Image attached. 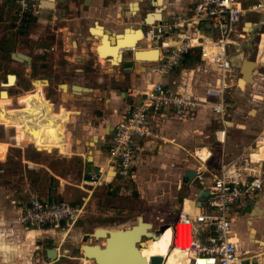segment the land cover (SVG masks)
Returning <instances> with one entry per match:
<instances>
[{"label": "crops", "instance_id": "obj_1", "mask_svg": "<svg viewBox=\"0 0 264 264\" xmlns=\"http://www.w3.org/2000/svg\"><path fill=\"white\" fill-rule=\"evenodd\" d=\"M195 1L196 0H162L164 8L161 10L160 16L162 19H164L162 15L163 11L167 15V20H169L170 17L174 18L176 16L186 15L190 12ZM237 1L241 7L238 26H241V29L243 30H247V33H242L240 39L238 38L239 40H236L242 44V49L239 51L236 59L237 63H239V70L241 61L244 59L242 57L243 52L246 47L250 45L249 41L251 37L255 35H258L260 39L256 43L257 53L256 58L253 61L264 64V32L257 33L256 31H253L258 29V27L264 26V12L256 10L258 11L257 14L254 13V11L248 10L249 5L255 0ZM68 2H70V0H68L67 3ZM77 2L80 3L79 5L81 7L79 11L81 14V26H79L75 32H71V30L68 31L69 29L64 26L62 31L65 40L66 37H71L75 40L73 41V47L70 48L65 43L63 52L61 50L57 53H55L56 51L51 52V54H54V59L52 62L50 60L48 63L55 64L62 60L64 63H66V67L71 65V62L78 64L81 63L82 58L88 56V52L90 51L92 53L93 60L95 61L99 59V61H102L103 63H100L99 61L98 63L103 65L105 70L110 71V73H108L109 78L105 77V75L102 76V72H105V70H102V72H99L95 76L90 75L86 78L83 76V79L82 76H76V79L80 78L84 81H82L83 83H75V85L84 88L85 90L80 89L76 91L67 89V97L71 95L73 100H75L73 103L69 102V105L71 106L68 108H66V105L63 103L60 104L54 102L56 106L58 105V112L51 110V104L44 103L41 100L40 105L42 106V109L39 110L42 111V113H45V118L42 120L31 121L30 117L26 116V111L30 106L25 107L24 111L22 112L18 109H15L14 111V109L10 108L4 115L5 126L12 122L11 127L8 128H14L15 132L18 134V143L25 141L33 144L37 150H44L45 152L49 153L54 149L60 154H67L68 147H70V149L73 147V149L70 151V154L72 155L71 160L81 163V179L77 180L76 182H67L61 176L52 175V177L54 176V180L57 178V182L55 180L56 186L54 187L49 185L50 189L47 190L46 194L38 196L39 198H43L48 202L72 200L69 202L76 203L81 199L85 200L87 194H85L83 188L86 184L89 173L93 171L100 172V184L97 186L98 189L103 186L106 188L109 186V188H111V186L113 187L114 182H117L115 184H119L122 179H130L131 182L136 180L132 173L131 177L122 178L114 172L115 166L113 163L108 162L106 149L114 125L124 115H126L130 104L132 102L135 103L138 101L137 94L144 87V85L149 84L150 82L157 79V74L152 70L154 64L148 63L147 60L133 62L130 51H127L128 56H124L126 51H123L121 55V61L133 62L130 68H121L119 65H110L111 63L108 61V59L104 58L107 55H112L113 59L111 62L117 63L119 59L118 51H120L122 47L127 48L133 44H136L134 50L145 47L144 41L141 40L143 36L141 30L134 31L137 28H140L142 15H140L138 10L139 3H137V5L131 4V6H129V4L133 1L77 0ZM2 4L10 3L9 1L5 0V2ZM2 4L0 5L1 8H3ZM171 5H173L172 10L169 8ZM48 6L51 7V3H48ZM129 10L132 12H129ZM37 17H39V15ZM62 18L65 21L73 19L71 13L68 10L65 12ZM65 24H67V22H65ZM91 24H95L96 26L95 29H92V33L95 36L92 35L88 30L90 27L94 28V26H91ZM124 28H128L125 30L124 39L123 41H119L117 43L118 45L115 46V40L117 38L119 40L122 38L120 36L115 37V33L121 32V30ZM201 28L205 30V32L208 30V26L206 24H202ZM87 30L89 33H87ZM139 40L141 41L139 42ZM195 55H197V49H193L190 53L185 55L182 59V62L175 69V71L161 77V80L165 83H169L170 80L176 79L178 77V71L180 69H192L193 72H197L194 77L195 82L193 87L199 92L204 85V82L214 77V68L207 64H200L197 60L187 61L189 59L188 56H192L193 58ZM207 66L211 70L210 75L208 74L209 69H207ZM120 72H126L127 76H123V74H121V76L120 74L118 75ZM251 77L252 83L248 84L243 82L238 88H231L230 94L236 100L234 92L237 94H240V92L243 90L246 92H252L250 93L252 98H255V100L259 101L258 103L262 105L263 102L261 100L264 98V81H257L258 77L255 76V70L252 71ZM37 80L40 81L39 79ZM101 80H103L104 88H102L100 86L101 84H99ZM33 83L34 80H32V84ZM57 90L61 93V88L59 86ZM60 95L62 96V93ZM89 98L90 101L88 103H83L80 101L82 99L86 100ZM48 100H50V97ZM255 110L259 115L260 112L257 111L258 109L256 108ZM10 112H14L15 115H12V113L9 114ZM7 115H9L12 120H5ZM19 115L22 117L20 118ZM227 117H229V114ZM64 124L65 128L63 130ZM217 126L218 125L214 119V115L207 108L197 109L195 115L191 118H175L170 116V114H166L165 116H156L152 121V127L156 136L143 139L138 144V154L141 152V156L149 155L156 149L159 151L162 148L167 149L168 146L173 149V145H177L174 143L176 140H180L183 145V143L185 144L187 140L189 142V138H192V136L203 134L207 130L212 133L211 135L213 141V131ZM47 131L51 132L50 139H46L45 137ZM67 133H70V138L67 136ZM158 140H162L163 143H160ZM166 142L169 144L166 145ZM232 142L233 140L226 139L223 145L227 144L229 146L232 144ZM244 145L245 146H241L242 148L239 151L240 153H238L236 156H242L245 148L250 149V147H247V144ZM8 146L9 145H4L3 152L7 150ZM14 146L16 145L14 144ZM177 146H179V144ZM212 146L213 144L208 146L209 150L212 149ZM258 146L260 147L259 149ZM205 147L206 146H203L202 149L199 148L200 151L195 149V155H199L201 159H205V157L208 155L207 150L204 149ZM210 158L211 157L209 156L207 159V166ZM220 159L223 161V158ZM220 159H218L217 163L221 162ZM0 160L3 161L1 156ZM262 160H264V136L259 138V142L256 144V148L252 152L250 162L257 163L256 166L254 165L256 169L259 167V164H262L259 163ZM226 163L228 162H225L224 164ZM195 167L196 166L188 165L184 169V172L181 173V181L184 179V175L189 173L185 180L188 182L184 183V186H187L185 187L187 196L181 198L183 199V209L181 208L180 203L178 205L179 210L177 214L181 211L189 213L196 211V208L192 205V201L195 203V195L200 187L193 179ZM179 183L180 182L177 184L178 188ZM116 187L117 185H115L114 188L117 189ZM51 188L54 190L52 191ZM130 188L131 186L128 187L129 190ZM191 195L193 197H191ZM26 199L20 203L23 204ZM247 199H252L253 201L257 202V204H253L252 207L247 208L245 207V202ZM16 204L17 202H15V205ZM263 204L264 182L263 187L257 192L256 197L243 198L242 203L240 205L236 204V206L233 207V210L236 209L239 211L243 208L248 210L249 215L257 217L263 213ZM12 212H16L15 209L11 211L10 207H8V204H4L2 201L0 202V264H45L47 262H50V264H75L76 258L80 256L79 249L77 250L78 254L67 255L64 252H67L68 250H60V246H65L64 244L70 242V240L76 242L78 239L81 240V242L82 239H85L86 241L82 243L90 244L101 245L103 242L102 239H93L92 232L95 228H93L91 232H87L80 230V227L76 223H73L69 226L61 223L56 228L42 229L27 228L17 223L16 225L12 223L9 226L8 222H12L13 220V218L11 219ZM177 214H175L174 217H171L172 220H170V222L176 218ZM158 220L164 222L163 218H158ZM143 221L152 223L151 221L147 220ZM249 221L251 220L249 219ZM163 230L159 234H162ZM254 230H256V228L253 229V231ZM258 231L264 234L263 228H260L259 230L257 228V232ZM168 232L169 229L165 228L164 239L166 241L155 238L153 240L147 239L143 243H140V248H142V245H145V247L141 249L140 256L146 260V258L151 255H163L168 248V246L165 245H169ZM156 240L159 241V244L161 245L156 247L154 245ZM258 243H262L264 245L263 242ZM240 246L247 250L244 245L241 244ZM159 247H162L163 250L161 254L157 253V248ZM48 248H53L55 250V256L53 259L46 257V249ZM170 250L171 248L169 247L167 254ZM180 257L178 258V261H183V259Z\"/></svg>", "mask_w": 264, "mask_h": 264}, {"label": "rangeland", "instance_id": "obj_2", "mask_svg": "<svg viewBox=\"0 0 264 264\" xmlns=\"http://www.w3.org/2000/svg\"><path fill=\"white\" fill-rule=\"evenodd\" d=\"M114 1H137V3H139L138 10L140 15L148 10L146 0ZM2 6L3 8L0 7V82L4 80L8 73H15L17 81L15 85L0 87V90H6L9 96L17 95L18 93L21 95L16 98L17 106H11V99L6 92L2 91L0 97V124L5 127L3 128L0 126V141H5L9 145L5 152L0 149V154L3 159V161L0 160V202L2 201L4 204H8L11 211L14 209L16 211L18 203L24 201L29 194L38 197L46 194L47 190L50 189L49 185L55 187V180L57 178L55 177L56 179L54 180V176L52 177V175L61 176L67 182H76L81 179V163L71 160L72 155L70 151L73 147H71V149L68 147L67 154H60L54 149L49 153L44 150H37L33 144L25 141L18 143L17 140L19 136L15 132V129L11 128L13 130L12 132V130L8 128L11 127L12 122L5 126L4 115L7 110L12 108L14 111L18 109L22 112L25 107L30 106L26 111V116L30 117L31 121L42 120L45 118V113L39 110L42 109L40 105L41 100L44 103L51 104L50 108L54 112H58V105L56 106L55 103H63L66 105V108H68L71 106L69 102L73 103L75 100H73L71 95L68 97L65 95L61 96L60 91L57 90V84H65L66 86L60 87L65 91L67 89L74 90L71 89V86L75 85V83H83V76L84 78L90 75L95 76L105 69L103 65L98 63L99 59L93 60L90 51L88 52L89 57L82 58L81 63L77 64L71 62V65L67 67L58 65V63H62V60L55 64L48 63L50 60L51 62L53 61L54 54L47 52L38 56L32 51L33 47L37 48L50 44V40L48 39H51L52 36H46V33H52L53 29L63 28L65 26L69 29L68 31L71 30L72 32V27L76 23L74 20L75 18L67 21L61 20V22L59 21L58 23V21H56L59 20L58 14L55 13L54 16L57 19L52 20V12L45 11L41 13L39 17L32 15L27 17V19H20V17L14 13L16 9L15 6L12 4H2ZM169 8L172 10L173 5L169 6ZM254 13L258 14V11H254ZM162 15L164 20H167V15L164 11ZM65 22H67V24H65ZM253 31L257 33L264 32V26L258 27V29ZM29 33H35L37 40L30 42V39L27 37ZM43 35L45 39H43ZM232 38L239 40L235 35H233ZM259 39L258 35L251 37L249 41L250 45L247 46L243 52L242 57L244 59L255 60L257 53L256 43ZM140 41L141 40H139V42ZM15 52L29 54L32 57L31 66L29 67L27 65L24 67L19 61H15L12 57ZM126 55L128 56L127 51L124 53V56ZM44 57H46V59ZM40 61H44V67L41 66ZM99 62L103 63L102 61ZM207 69H209L208 74L210 75L211 70L208 66ZM254 70L255 76L258 77L257 81H264V64L257 63L253 71ZM108 73H110V71L105 70V72H102V76L105 75V77L109 78ZM196 73V71L193 72L194 77ZM119 74L120 76L121 74L127 76L126 72H120L118 75ZM76 76H82V79H76ZM47 77H51V80H47ZM43 78L45 80L34 82L33 91H25L33 88L32 80ZM99 84L104 88L103 80H101ZM144 89L145 85L141 90ZM43 92H45L47 98ZM250 93L252 92H246L245 90L241 91L240 94L234 92L236 100L228 111L229 117H225L226 120H230L231 122L226 137V139L233 140L231 145L211 143L212 133L207 130L203 134H198L189 138V142L188 140V143L185 142L187 145L184 143L182 145L180 140H176L174 143L177 145L179 144V146L174 144L173 149L168 146L167 149L162 148L159 151L156 149L153 153L145 156H141V152L138 154V149H135L132 175L136 180L134 182L132 181L133 184L130 179H122L119 184H115L117 182H114L111 188H109V186L108 188L103 186L98 189L97 186L91 187L86 183L83 188V191L87 194L86 199H81L79 202H76L83 203L82 214L74 223L80 227V230L87 232H91L93 228L97 227L106 229H125L135 224L137 217H141L143 220L152 222L148 230L149 232H153L154 229L158 227L157 225L160 224L158 218H163L164 222H170V220H172L171 217H174L179 210L178 205L181 203V198L187 196L185 192V187L187 186H184V183L188 181H181V173L184 172V169L188 165H197V158L194 154L195 149L199 150V148L203 146L208 147L213 144L210 150L211 158L208 161V168H210V170L212 169V171H217L220 168V163H217L220 158H223V163L231 162L235 158H239L240 163H242L244 157L247 160L246 153L254 149L257 138L264 136V98L261 100L263 102L261 105L258 103L259 101L252 98ZM49 97L50 100H48ZM137 97L139 100V94H137ZM80 101L88 103L90 98ZM133 103L134 102L131 104ZM256 108L258 109L257 111L260 112L259 115L255 110ZM11 113L15 115L14 112H10L9 114ZM19 117L21 118L22 116L19 115ZM6 119L12 120L9 115L5 117V120ZM69 135L70 133H67V136ZM45 137L46 139H50L51 132L47 131ZM158 141L163 143L162 140ZM14 143L16 146H14ZM165 144L168 145L169 143L166 142ZM244 144H247V147H250V149L245 148V151L242 153L243 155L237 157L236 155L240 153L241 146H245ZM259 163L262 164H259L256 170L260 172L264 182V160ZM254 165L256 166L257 163L248 166L254 167ZM178 182H180L179 188L177 185ZM115 185H117V189L114 188ZM129 186H131L130 190L128 189ZM51 190L53 191L54 189L51 188ZM191 197L193 196L191 195ZM42 200L44 199L42 198ZM65 201L69 202L72 200ZM15 202H17L16 205ZM241 203L242 197L239 198L237 204L240 205ZM262 210L263 213L261 215L251 219V223L248 225L249 231H253L255 228H258V230L263 228L264 230V204L262 205ZM14 214L15 212H12L11 219L14 217ZM12 223L16 225L13 221L8 222V225L10 226ZM164 231L165 229L162 234H159V232L156 238L163 239L162 241H164ZM263 235L262 232L258 231L253 237V240L257 243L243 242L244 244H242L249 250L248 254H262L261 257H256V259L252 261V264H264V245L258 243H264ZM84 241L86 240L82 239V242ZM82 242L79 239L76 242L70 240V242L64 244L67 247L60 246V250L67 249L68 251L64 252L67 255L78 254L77 250ZM159 243L160 242L156 240L154 245L157 247L161 245ZM162 251V247L157 248L158 254H161Z\"/></svg>", "mask_w": 264, "mask_h": 264}, {"label": "built area", "instance_id": "obj_3", "mask_svg": "<svg viewBox=\"0 0 264 264\" xmlns=\"http://www.w3.org/2000/svg\"><path fill=\"white\" fill-rule=\"evenodd\" d=\"M6 1L15 6L14 13L20 18L46 11L41 2L47 0ZM3 2L5 0H0ZM248 10L264 12V0H255ZM240 14L237 0H196L186 15L143 23L141 40L145 47L137 50L157 48L156 59L147 60L154 64L152 70L157 79L139 91L140 99L130 104L126 115L112 129L106 153L117 175L131 177L138 144L147 137L156 136L152 127L156 116L170 114L175 118H191L197 109L207 108L218 125L213 131L212 142H225L227 122H230L225 117L235 100L230 90L239 87V63L236 59L242 49V44L232 36L240 39L242 33H247L238 26ZM202 24L208 26L206 32L201 28ZM193 49H197L200 64L214 68V77L204 82L200 93L193 87L192 69H180L176 79L163 82L161 77L174 72L183 57ZM204 149L208 153L205 159L195 155L197 165L193 179L207 191V195L199 206L192 201L195 212L181 211L172 222L160 221L158 226L166 224L170 229L168 246L183 259L182 263L175 261L176 264H252L262 254H248L238 243L233 232V207L240 197H256L263 187L260 172L248 166L254 164L248 157L250 151L242 163L239 158L226 164L220 159L219 170L211 171L206 164L211 152L208 147ZM99 174V171L90 172L86 183L91 187L98 186ZM82 209L83 203L48 202L31 194L23 204L17 205L12 221L32 229L56 228L61 223L69 226L80 218ZM148 258L146 262L150 264ZM163 262L162 256L160 264ZM75 264L94 263L80 253Z\"/></svg>", "mask_w": 264, "mask_h": 264}, {"label": "water", "instance_id": "obj_4", "mask_svg": "<svg viewBox=\"0 0 264 264\" xmlns=\"http://www.w3.org/2000/svg\"><path fill=\"white\" fill-rule=\"evenodd\" d=\"M147 1V8L148 10L153 9L150 13H146L143 18V23H148L152 21H158L161 16L159 11H161L164 8V5L162 4V0H160V4L158 5V9H156V6L153 4L154 2ZM45 2V1H43ZM47 3V2H45ZM132 3H136L137 1H133ZM46 6V5H45ZM156 10H158L156 12ZM150 19V20H148ZM90 28H88L89 30ZM128 28L122 29V33H116L115 37L122 36L124 31ZM131 29V28H130ZM142 32L143 28H139ZM87 30V33H89ZM138 30V29H136ZM134 30V31H136ZM112 34V33H111ZM117 42V40H115ZM136 44L131 45L130 47H122L118 53L119 59L116 64H110V65H119L121 68H130L134 61H142V60H136L137 55L142 54L144 52L148 51H140V50H134ZM157 48H153L151 51H156ZM123 51H130L132 61H121V55ZM110 55L105 56V59H110ZM255 67V62L248 60V59H242L240 64L239 73L240 76L237 79L238 86L243 83H252V71ZM61 85L65 84H59ZM66 86V85H65ZM72 89L78 91L80 89L85 90L84 88H81L77 85H72ZM62 95H65L67 97V93H63L61 89ZM189 173H186L184 175V179L182 181H185L188 177ZM207 195V191H205L202 187L198 189L195 195V205L199 206L200 201L203 200V198ZM253 204H257V202L253 201L252 199H247L245 202V205L247 207H252ZM167 226L166 224L159 225L156 229H154L153 232H149L150 223L144 222L141 217H137L136 223L129 226L128 228L122 229H106L97 227L92 232V237L94 240L102 239L103 242L101 245L99 244H90V243H82L79 246V252L83 254L84 258L91 259L94 264H147L146 260L140 256L139 254V248L140 243H143L147 239H155L157 237V234L161 232L164 227ZM55 256V250L53 248L46 249V257L49 259H53ZM150 264H160L161 263V257L159 255H151L148 258Z\"/></svg>", "mask_w": 264, "mask_h": 264}, {"label": "flooded vegetation", "instance_id": "obj_5", "mask_svg": "<svg viewBox=\"0 0 264 264\" xmlns=\"http://www.w3.org/2000/svg\"><path fill=\"white\" fill-rule=\"evenodd\" d=\"M67 1L68 0H47V1H45V2L51 3V7L43 5L42 4L43 1L41 2V4L43 5V7L46 8V11L52 12V16H51L52 20L57 19L54 15H55V13L58 14L59 20H56V21H58V23H59V21L61 22V20H64L62 17L65 14V12L68 10L71 13L72 18H75L74 20L76 21L75 25L72 27V32L73 31L75 32V31H77V28H79V25L81 24V14L79 12L80 8H81L79 5L80 3L77 2V0H70V2H68V3H67ZM154 1L155 0H151L149 2H154ZM152 10L153 9L147 10L146 12H144L142 14L141 22H140V28H143V18L145 16V14L147 12L150 13ZM43 12H41V13H43ZM129 12H130V10H129ZM23 18L27 19V17H23ZM20 19H22V18H20ZM91 26H95V24H91ZM63 29H64V27L63 28H56V29L52 30V33H46V36H52L51 39H48V40H50V44H48V46H39L37 48L33 47L32 51L39 56V55H43L44 53H47V52L48 53H51L53 51L58 52L60 50L63 52V47L65 46V43L70 48H72L73 44H74L73 41H75V40L71 37H66V40H65V37L62 33ZM27 37L30 39V42L37 40V38H36L37 36L35 35V33H29ZM43 39H45L44 35H43ZM27 49H28V47H27ZM12 57L15 61H19L22 65H24V67H26L27 65L29 67L31 66L32 57L29 54L27 55V54H24L21 52H15ZM44 58L46 59V57H44ZM40 62H41L40 63L41 66L44 67V65H43L44 61H40ZM58 65L61 67L66 66L63 61H62V63H58ZM11 76L14 77V80L12 83H10V77ZM47 78H49L47 80H51L50 77H47ZM39 80L42 81L45 79L43 78V79H39ZM16 81H17L16 74L15 73H8V74H6L4 80L2 82H0V87H9V86L15 85ZM31 90H33V88L27 89L25 91H31ZM2 91L6 92V94L8 95L6 90L1 89L0 90V97H1ZM25 91H23V92H25ZM43 93L45 95V92H43ZM19 95H21V94L18 93L17 95H12V96L8 95V97L11 99V102H12L11 106H17L16 98ZM45 97H46V95H45ZM0 126H2V125L0 124ZM3 128H5V127H3ZM9 129H11V128H9ZM12 132H13V130H12ZM4 145H8V143L5 141H0V149H2V151L4 149L3 148ZM0 156H1V154H0ZM245 207H247V206H245ZM247 208H249V207H247ZM233 215H234L233 232H234L235 238L237 239L238 243L240 245L244 244L243 242L256 243V241L253 240V235L257 232V229L252 232V231H249V227H248V225L251 223V221H249V219L251 220L255 216L249 215L248 210H245L243 208L239 211H237L236 209L233 210ZM248 252H249V250H247V253Z\"/></svg>", "mask_w": 264, "mask_h": 264}, {"label": "bare ground", "instance_id": "obj_6", "mask_svg": "<svg viewBox=\"0 0 264 264\" xmlns=\"http://www.w3.org/2000/svg\"><path fill=\"white\" fill-rule=\"evenodd\" d=\"M149 1H151V0H149ZM48 3L49 2H47V3H45V2H42V4L43 5H46V6H48ZM131 4H136V3H130L129 4V6H131ZM155 6H156V9H158V5L160 4V0H157L156 2H154L153 3ZM137 5V4H136ZM158 10H156V12H157ZM161 11H159V13H160ZM149 20V19H148ZM148 23H150V22H148ZM96 28V26H94V28H91L90 27V29H89V32L92 34V35H94L93 33H92V29H95ZM138 30H140L139 28H137ZM138 30H136V31H138ZM118 33H122V31L121 32H118ZM117 33V34H118ZM116 34V33H115ZM124 34H125V31H124V33H123V35L121 36L120 35V37H122L120 40L117 38L116 40H117V42H115L116 44H115V46L116 45H118L117 43L119 42V41H123V39H124ZM95 36V35H94ZM117 37H119V36H117ZM114 46V47H115ZM153 48H151V49H149L148 50V52H144V53H142V54H139V55H137V57H136V60H155L156 59V57H157V53H158V51L156 50V51H151ZM111 57H110V59H109V62L111 63V64H116V63H112L111 62V60L113 59V56L112 55H110ZM99 58V57H98ZM251 61H253V60H251ZM255 62V65L257 64L256 63V61H254ZM13 80H14V77L13 76H11L10 77V83H12L13 82ZM35 81H38L37 79H34V82ZM244 82V81H243ZM33 85H34V83H33ZM61 86H64V85H61ZM60 86V87H61ZM62 89V91H63V93H66V91L63 89V88H61ZM32 91V90H31ZM231 123L230 122H227V125L229 126ZM260 138V137H259ZM259 138H257L256 140V144L259 142ZM6 146V145H5ZM255 148H256V145H255V147H254V149L253 150H251L250 152H249V155H248V157H249V160H251V155H252V152L255 150ZM260 147L258 146V149H259ZM165 228H167V229H169V227L168 226H165L164 227V229ZM170 234V229H169V232H168V235ZM165 241V240H164ZM165 246H168L167 244L165 245ZM142 248H144L145 247V245H142L141 246ZM142 248H139L138 250H139V254H141V249ZM168 250H169V246H168V248L166 249V251H165V253L163 254V255H160V257H164V262L162 263V264H176V262L175 261H178V258L180 257V256H178L177 255V253L175 252V251H173L172 249L169 251V253L167 254V252H168ZM174 253H176V254H174ZM179 262H181L182 263V261H179ZM180 263V264H181Z\"/></svg>", "mask_w": 264, "mask_h": 264}, {"label": "trees", "instance_id": "obj_7", "mask_svg": "<svg viewBox=\"0 0 264 264\" xmlns=\"http://www.w3.org/2000/svg\"><path fill=\"white\" fill-rule=\"evenodd\" d=\"M187 55V54H186ZM188 60L187 61H198V55H195L193 58H192V56H188Z\"/></svg>", "mask_w": 264, "mask_h": 264}]
</instances>
